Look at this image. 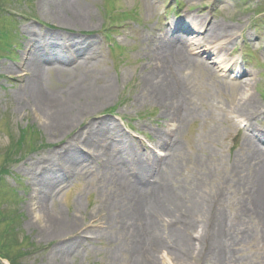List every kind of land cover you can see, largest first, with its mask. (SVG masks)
I'll list each match as a JSON object with an SVG mask.
<instances>
[{
  "label": "rangeland",
  "instance_id": "obj_1",
  "mask_svg": "<svg viewBox=\"0 0 264 264\" xmlns=\"http://www.w3.org/2000/svg\"><path fill=\"white\" fill-rule=\"evenodd\" d=\"M75 2L0 0V234L14 223L0 264H141L139 245L159 246L158 264H264V169L248 145L264 151V0ZM186 17L234 36L224 58L196 52L180 76L153 39L161 28L193 45ZM42 59L55 69L40 80ZM109 84L105 101L84 105ZM32 93L87 113L48 126ZM131 184L149 187L146 200Z\"/></svg>",
  "mask_w": 264,
  "mask_h": 264
},
{
  "label": "bare ground",
  "instance_id": "obj_2",
  "mask_svg": "<svg viewBox=\"0 0 264 264\" xmlns=\"http://www.w3.org/2000/svg\"><path fill=\"white\" fill-rule=\"evenodd\" d=\"M76 0H69V3H74V4H78L77 2H75ZM148 2V4L146 5V8L148 10H151L152 6L149 2V0H146ZM79 6V4L77 5ZM77 22L80 25H84L86 24L89 19H90V14L89 12H85V10L83 8H77ZM186 21L190 24L187 25L186 28H182L180 31L182 33H198L200 32V34H198L197 40L193 45L187 44L185 43L183 40L181 39H171V38H166L164 37H159L158 35V31H161L162 29L159 28L158 30L154 31V42L157 44V46L155 47L158 52L159 55H162L166 52L168 53H172V55L174 54L175 58H177L179 60V68H178V73L182 74L183 68H186L191 61L193 60H197L195 58V53L197 52L198 56H214L215 57H220V58H224L226 53H227V44L229 43L230 39L234 36V33H229L227 30H224V28L222 26H218V24H214L211 23L210 21H208L207 19H196L193 18L191 20V17H186L185 18ZM180 29V28H178ZM32 44V43H30ZM33 45L32 47L34 48ZM194 47V48H193ZM202 47L204 48V51L202 50ZM197 56V57H198ZM88 59H90V57H88ZM50 60L48 59H42L41 61H38L39 63H37V65H35L34 71L38 72L36 76H40V80H42L43 78V73H48L49 71H53L55 69V64L54 63H50ZM224 62H226V64H228V70H234L236 68V63L234 62H230L229 59H225ZM166 76V75H165ZM169 77H167V81H166V85L169 84ZM242 79H244L245 77H241ZM248 78V76H247ZM22 79V78H20ZM36 80H34V84L35 83H40L39 82V78H36ZM38 81V82H37ZM250 81V80H247ZM246 81V82H247ZM246 90L244 89L243 93L245 94L244 97L246 98L247 104L252 107L255 105V102L253 100V97L250 95H247L246 93L249 90V85L248 84H244ZM113 91V85L109 84V86L105 89V91H100L99 94L97 93L96 95L94 93L91 92V96H92V100L87 101L86 104L84 105H88V106H93V105H98L99 103H102L101 101H105L108 96L112 93ZM247 91V92H246ZM35 97H34V102L35 104H38V107H40L39 109H41V106H47L46 108V119L48 122V126L51 125V123H49V120L53 119H58V117H62L63 121L60 124L59 127H61L60 129L64 128V129H68L69 127L71 128L72 125H74L75 123L79 122V120L83 119L85 116L86 110H78L79 104L77 103V105L71 101L69 102H63L61 99L59 98H55V97H46V102H43L41 99H39L38 97H36V95L34 93H32ZM166 99V97H164ZM52 112H51V111ZM50 113V114H49ZM53 114V115H52ZM254 115V114H253ZM252 114H249L247 116L248 119L254 118L256 115L253 116ZM248 145H250L252 147V151L253 153L257 156V158L261 159V167L264 169V151L259 148L258 144L253 142L252 140H248ZM73 163V162H72ZM147 172V169L144 170V173ZM150 172V171H148ZM142 183H143V179H141ZM140 182L139 185H141L142 183ZM129 190L130 187H133L132 184L128 185ZM264 187V186H263ZM134 189V194L136 197H139V199L141 200L145 198L146 195V189H149V187L147 186H142L140 191H136L135 187H133ZM131 191V190H130ZM147 196V195H146ZM167 202H171L172 198L169 196H167ZM173 203V201H172ZM156 209H160L159 207H156ZM162 213V214H161ZM167 212L164 209V207H162V211L160 212L161 215H165ZM160 214H156L155 215V219L151 220L148 222L147 227L145 228V235L149 236V245L148 246H152L154 244H159V242L156 243H152L151 239L153 238L152 236V231L154 229V227L157 225H159V223L162 221L160 220ZM156 220V222L152 225V221L154 222ZM160 220V221H159ZM161 224V223H160ZM45 226L47 227V231L52 234L54 232V227L55 224L53 223L51 218L45 219ZM133 226H131V231H132ZM141 229H138V231H140ZM135 232V230H133ZM131 242V241H130ZM135 242L132 240V242L130 243V247L133 246V248H135ZM140 246V245H139ZM136 246V251L138 256L141 254H143L142 252L145 251V257H147V262L141 260V264H158L157 258L159 257V246L155 245L153 248H148L146 250H143L142 247Z\"/></svg>",
  "mask_w": 264,
  "mask_h": 264
},
{
  "label": "trees",
  "instance_id": "obj_3",
  "mask_svg": "<svg viewBox=\"0 0 264 264\" xmlns=\"http://www.w3.org/2000/svg\"><path fill=\"white\" fill-rule=\"evenodd\" d=\"M6 242H8V239H7ZM6 242H5V245H6ZM5 245H1V246H0V249H3V247H5ZM17 257H18V255H17V256H11V257H9L8 260L11 262V264H14V263L12 262V260L16 259ZM6 258H8V256H7Z\"/></svg>",
  "mask_w": 264,
  "mask_h": 264
}]
</instances>
